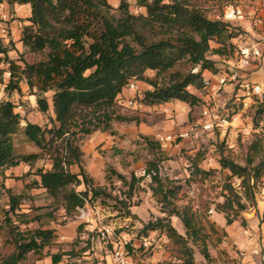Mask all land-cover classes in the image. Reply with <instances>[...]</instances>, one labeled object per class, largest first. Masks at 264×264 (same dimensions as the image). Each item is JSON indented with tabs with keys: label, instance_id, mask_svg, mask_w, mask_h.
<instances>
[{
	"label": "trees",
	"instance_id": "trees-1",
	"mask_svg": "<svg viewBox=\"0 0 264 264\" xmlns=\"http://www.w3.org/2000/svg\"><path fill=\"white\" fill-rule=\"evenodd\" d=\"M133 1L143 12L130 13L127 1L120 0L118 16H115L106 0H0V5L30 7L29 24L22 27L20 42L26 52L42 56L30 64L22 62L20 56L17 61L23 64L18 65L6 56L13 49L11 42L0 46L8 73L4 91L19 93V84L24 82L35 98L38 112L48 115L50 124L42 128L26 122L20 126V117L11 103L0 102V173L19 165L32 167L37 160L47 158L50 168L36 169L35 180L25 187L44 190L52 199L51 207L54 210L62 208L66 218L72 217L85 203L98 199L114 201L125 216L130 217V201L139 183L149 177L148 187L165 217L148 222L144 229L164 232L179 264H196L191 245L198 246L202 256L208 258L206 235L199 225V210L207 205L200 202L198 211H193L189 204L176 205L182 186L161 176L159 163L163 150L160 144L149 136H140L141 143L152 156L146 162L143 176L135 177L131 173L127 180L111 168L105 170L107 182L115 177L125 187L119 198L111 196L103 187L94 186L83 169V153L77 141L95 132L113 135L112 123L139 122L116 110L118 95L130 79L151 87L142 92L139 100L145 107L173 101L195 107L199 98L188 88L200 91L203 72L216 74L220 71L209 56L226 58L233 45L231 41L241 31L220 20L208 19L198 6L187 0ZM211 42L217 47L212 49ZM181 61L189 65L187 72L175 69ZM147 71L155 72L154 79L145 77ZM158 77H162L160 82H157ZM47 93H51L50 106L45 97ZM254 116L264 118V94ZM18 131L38 149L37 153L15 152L13 136ZM219 166L228 171L229 178L239 181L241 195L231 183H225L222 188L226 192L224 201L216 205V209L223 213L234 207L244 210L246 205L241 200L253 204V190L264 176V136H256L249 144L244 166L224 157L219 159ZM72 167H77L78 172L73 173ZM192 167L194 174L206 175L197 167V160H193ZM79 186H83V191H76ZM6 194L8 210L3 225L6 241L13 249L0 257V264H24L29 255L42 256L58 236L56 230L49 227L21 230L20 225L39 222L42 216L19 213L24 195H14L9 189ZM10 214L14 221L8 217ZM172 216L179 218L185 236L171 226ZM46 217L51 218L52 214ZM232 222L233 218L226 215V224ZM85 251L82 248L79 253ZM45 255L51 264L60 263L63 257L77 256L73 250Z\"/></svg>",
	"mask_w": 264,
	"mask_h": 264
},
{
	"label": "rangeland",
	"instance_id": "rangeland-1",
	"mask_svg": "<svg viewBox=\"0 0 264 264\" xmlns=\"http://www.w3.org/2000/svg\"><path fill=\"white\" fill-rule=\"evenodd\" d=\"M119 1L106 0L115 16H118ZM126 1L129 4L130 13L136 15L143 12L135 6L133 0ZM187 1L198 6L208 19L220 20L239 28L242 42L251 41L262 48V57L256 61H250L247 67L250 69L256 67L257 71L247 74H252L253 78H258L260 81L264 79V0ZM240 40L231 41L233 45L231 51H227L226 58L216 55L209 56V58H214L217 68L226 70L239 61L236 47ZM210 47L213 49L217 45L211 42ZM20 56L22 62L29 64L42 58L40 54L29 53L26 50L21 54L17 52V58ZM22 62L20 63L23 64ZM175 69L187 72L189 65L181 61L176 64ZM154 76L153 71L145 73L148 79H154ZM161 80L162 77H158L157 82ZM7 81L8 75L0 71V102L11 101L24 107V114L20 117V126L29 122L42 128L49 127L48 115L42 116L38 112L35 98L28 87L23 84L19 93L16 91L8 93L4 91ZM139 86L141 90L146 88L142 84ZM45 97L50 106L51 93H47ZM178 103L180 102L173 101L168 106H164L165 109L155 106L146 108L144 111L129 109L117 103L116 110L120 115L135 117L139 122L112 123L113 135L109 132H95L89 136L80 137L77 146L86 155L85 159L84 157L82 159L83 168L92 178L94 186L103 187L111 196L119 197V193L125 190V187L115 177L111 182L104 179L107 168L113 169L127 180L131 173L135 177L143 176L146 162L151 160L152 156L147 153L140 136H149L156 141L157 134L187 130L198 114L196 108H190L188 105V107L184 106V109L178 108ZM255 109L256 106H251L245 110L243 115L246 120H253V126L256 128L249 131V134L247 132L244 135L229 134L223 142L220 139L200 134L196 142L185 141L161 147L163 150L162 160L159 163L161 176L182 186L176 205L183 207L189 204L193 211H198L200 202H206L207 205L202 211L199 210V225L206 235L208 258L205 259L202 256L198 246L191 245L193 260L196 264H244L246 262L259 263L260 260H264V176L256 183L253 190V204L242 199L241 203L246 205L242 211L235 207L226 213L216 209V205L224 201L226 192L222 188L225 183H231L235 191L241 195L239 181L236 178H229L228 171L221 170L219 159L229 158L234 163L244 166L249 144L256 136H264V123L260 124V119L254 116ZM51 114L50 109L49 116ZM157 123L161 128L155 130ZM139 125L141 131H139ZM142 133L147 135H142ZM111 136H113L112 139ZM13 144L17 154L38 152V149L25 139L21 131L13 136ZM193 160H197V167L206 175L194 174ZM49 166L50 161L42 158L29 167L27 172L21 171L24 167L19 165L14 167V172L5 173L7 174L5 176L0 173V257L8 255L13 249L12 245L6 241L7 235L3 225L5 212L8 210L6 190L9 189L14 195H24L19 206V213L42 216L39 222L20 225L21 230H33L38 226L60 227L61 235L57 237L54 245L46 249L40 257L29 255L24 264H34V261L38 259L44 260L47 253L69 252L70 250H73V254L77 256L63 257L61 264H117L114 261L113 246L109 240L100 239V233L104 228L111 229L115 239L128 243L124 249V264H179L175 258L171 241L165 233L144 229L148 222L165 217L160 204L152 197L148 187L149 177L139 183L138 190L130 201V217H126L124 211L119 209L120 207H117L114 201L98 199L93 203H85L82 208L73 213L72 217L66 218L62 208L54 210L51 207L52 199L46 195L44 190L26 189L25 187V184H30L35 180L36 169L47 170ZM71 171L77 173L78 168L72 167ZM76 191H83V186L77 187ZM49 213L52 214L51 218L46 217ZM226 215L233 218V222L229 225L226 224ZM8 217L14 221L11 214ZM169 222L178 234L185 236V230L179 218L172 216ZM78 226H80L79 232L77 231ZM64 235L66 239L59 241ZM144 241L149 243L147 248L143 246ZM82 248L86 251L79 253Z\"/></svg>",
	"mask_w": 264,
	"mask_h": 264
},
{
	"label": "built area",
	"instance_id": "built-area-1",
	"mask_svg": "<svg viewBox=\"0 0 264 264\" xmlns=\"http://www.w3.org/2000/svg\"><path fill=\"white\" fill-rule=\"evenodd\" d=\"M13 19L12 14L0 5V46L10 42L9 23ZM239 34L235 39H241ZM236 47V46H235ZM239 61L235 65L229 66L226 70H220L216 74H209L202 78L203 87L200 91H194L188 88L190 92L198 93L199 103L193 107L198 110L196 118L192 121L187 130L171 131L169 133H160L155 136L156 141L162 147L166 144L180 142H196L200 134H205L209 138L225 141L229 134H245L256 128L253 126V120L245 119L243 115L245 110L251 106H258L262 102L264 94V79L261 81L253 77L241 76L240 72L248 67L250 61H256L262 57V48L251 41H239L236 47ZM4 54L0 52V71L6 65L3 61ZM251 71H257L256 67ZM253 76L252 74H250ZM132 94L129 99L118 98L117 103L123 107L144 111L145 106L139 101L142 97V90L139 83L130 79L122 91ZM13 110L19 117L24 114V107L19 103L11 102ZM264 123V118H260V124ZM173 124V122H172ZM249 134V133H248ZM211 213V211H209ZM102 241L109 240L113 246V257L117 264H124V249L127 242L115 239L111 229L104 228L100 233ZM143 246L147 248L149 243L144 241Z\"/></svg>",
	"mask_w": 264,
	"mask_h": 264
},
{
	"label": "crops",
	"instance_id": "crops-1",
	"mask_svg": "<svg viewBox=\"0 0 264 264\" xmlns=\"http://www.w3.org/2000/svg\"><path fill=\"white\" fill-rule=\"evenodd\" d=\"M2 5H3V7L5 9H7L12 14V17H13V19L9 23V28H10V42L13 45V49H11L10 51H8L7 54H6V56H7V58L9 60L15 61L16 64L22 65L19 61H17V59H18L17 58V52L19 54L25 52V49L22 47V44L20 42V38H21V30H22V27L23 26H27L29 24L28 21H27V19L30 16V7L28 5H13V6H8L6 4H2ZM7 45L8 44H4V46H7ZM209 59L215 62L214 58H209ZM229 63L230 62H228V64ZM6 70H7V65H4L2 67V70H1V71H4L3 72L4 75H8V73H6ZM250 70H251L250 68H246V69H244L243 72H240V75L241 76H248L247 73H246V71H250ZM209 74H210L209 72H203L202 76L203 77H207ZM249 76L252 77L251 75H249ZM256 80L259 81L258 78H256ZM23 84H25V83L24 82H21L19 84V86L21 87ZM139 84H142V85H144L146 87V88H142V90L144 89L143 91L149 90V87L146 84H144V83H139ZM192 93H194L196 96H198V93H195L193 91H192ZM119 97L120 98H123V99H129V98L132 97V94L124 90V91H122L118 95V98ZM168 104L169 103H166V104H163V105H157V106H160V108L162 107V108L165 109V107L168 106ZM184 106H187V105L184 104V103H178V105H177V107L180 108V109H184L183 108ZM152 107H155V106H152ZM146 108H151V107H146ZM51 117H52V114H51ZM140 125H139V131H141V126ZM159 128H161V126L158 125V123H157V126H155L154 129L157 130ZM150 131L153 132L154 130H150ZM139 133H141V132H139ZM142 135H147V134H143L142 133ZM112 138H113V136H111V139ZM34 153H36V152L34 151ZM82 153H84V152H82ZM83 157L85 159V157H86L85 153L83 154ZM83 157H82V159H83ZM21 166L24 167V168H22L21 171L27 172L29 170V166H27V165H21ZM49 168H50V166L48 167V169ZM13 169L14 168H10L8 170L3 171L2 172V174H3L2 176L7 175L5 173H12V172H14ZM88 172H89V169H88ZM50 228H53V229L56 230V234H57L58 237H59V235H61L59 233V228L60 227H50ZM64 239H66L65 238V235L64 236H61L60 239H59V241H62ZM255 253H256V250H255ZM259 263L260 264H264V260H260ZM259 263H257V262H252V263L246 262L244 264H259ZM34 264H51V262H50V258L49 257H46L44 260L43 259L35 260L34 261ZM58 264H61V263H58Z\"/></svg>",
	"mask_w": 264,
	"mask_h": 264
}]
</instances>
